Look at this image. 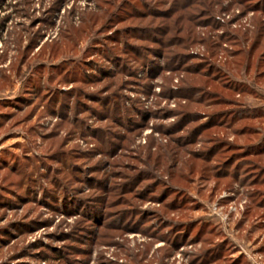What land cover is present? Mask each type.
<instances>
[{
    "label": "rangeland",
    "instance_id": "rangeland-1",
    "mask_svg": "<svg viewBox=\"0 0 264 264\" xmlns=\"http://www.w3.org/2000/svg\"><path fill=\"white\" fill-rule=\"evenodd\" d=\"M263 8L0 0V264H246Z\"/></svg>",
    "mask_w": 264,
    "mask_h": 264
},
{
    "label": "crops",
    "instance_id": "crops-1",
    "mask_svg": "<svg viewBox=\"0 0 264 264\" xmlns=\"http://www.w3.org/2000/svg\"><path fill=\"white\" fill-rule=\"evenodd\" d=\"M264 134V131L262 132ZM249 213V212H246ZM245 216H248L246 214ZM255 230H257V234H254ZM238 227L236 228L235 233H237ZM244 231V230H243ZM246 238L241 240L244 243L247 249L246 257H244V261L246 264H264V218L261 220L260 225L254 228H248ZM240 248H242L240 246ZM249 252L251 254L255 253L258 258L250 257Z\"/></svg>",
    "mask_w": 264,
    "mask_h": 264
},
{
    "label": "trees",
    "instance_id": "trees-1",
    "mask_svg": "<svg viewBox=\"0 0 264 264\" xmlns=\"http://www.w3.org/2000/svg\"><path fill=\"white\" fill-rule=\"evenodd\" d=\"M261 12L264 14V8L261 10ZM262 26H264V22H262ZM263 75H264V70H263ZM255 113L256 114H254V116H252V117H264V110H262V109L261 110L259 109V111L255 112ZM246 118H251V117L249 116V117H246ZM256 130L259 131L258 129H256ZM257 133L259 134V132H257ZM259 135H260V137L256 140V142L247 145V150L248 151H245L247 153L246 155L255 156V157L264 155V134L261 133ZM215 145L218 146L219 143L218 144L216 143ZM217 146H216V148H217ZM211 148L214 149L215 147L211 146ZM210 152L211 153H215V150H211ZM249 161H251V160H249ZM223 163H225V162H223ZM239 163L241 164L242 162L239 161ZM239 163L235 164V166H234L235 171L230 173L232 175V177H233V181H235V182L236 181L239 182V181H241L240 179H244L243 177L242 178H238L237 175H236V168H238ZM248 165H249V167H252V166L256 165V163L255 162L252 163V161H251L250 163H247V166ZM253 182H254V184H257V183L260 184V183H263L264 180H262V179H253V180H251V183H253ZM262 191H264V190H262ZM253 193L254 192L249 193L250 194L249 196L253 195ZM262 198H263V202H262V200H259V201L256 202L257 205H259V206L264 205V194L262 195Z\"/></svg>",
    "mask_w": 264,
    "mask_h": 264
},
{
    "label": "built area",
    "instance_id": "built-area-1",
    "mask_svg": "<svg viewBox=\"0 0 264 264\" xmlns=\"http://www.w3.org/2000/svg\"><path fill=\"white\" fill-rule=\"evenodd\" d=\"M230 210H233V211H234V210H235V208H234L233 206H230Z\"/></svg>",
    "mask_w": 264,
    "mask_h": 264
}]
</instances>
